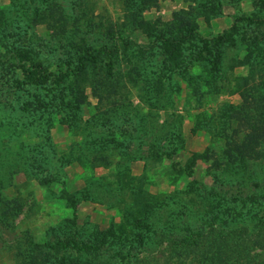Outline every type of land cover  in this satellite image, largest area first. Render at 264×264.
Returning a JSON list of instances; mask_svg holds the SVG:
<instances>
[{
    "label": "rangeland",
    "instance_id": "obj_1",
    "mask_svg": "<svg viewBox=\"0 0 264 264\" xmlns=\"http://www.w3.org/2000/svg\"><path fill=\"white\" fill-rule=\"evenodd\" d=\"M260 3L0 0V264H264V126L256 153L227 145L264 93ZM34 64L64 78L28 83Z\"/></svg>",
    "mask_w": 264,
    "mask_h": 264
},
{
    "label": "trees",
    "instance_id": "obj_2",
    "mask_svg": "<svg viewBox=\"0 0 264 264\" xmlns=\"http://www.w3.org/2000/svg\"><path fill=\"white\" fill-rule=\"evenodd\" d=\"M260 1H261V3H260L261 5L260 6L262 8H264V0H260ZM48 13L52 16L54 14V11L53 10H49ZM57 18L60 21H62L61 26L62 27L65 26L64 22H66V20L62 17V15L58 14ZM260 18H262V17L260 15L256 14V13H252V14L247 15V16L242 14V15H240L237 18L236 21L239 22V23H242V24L243 23L244 24H255V23H258V22L261 21ZM66 24H67V22H66ZM185 26L186 27H183V29H181L183 31V38L182 39L175 40L173 37H169L165 41H168V43H170V44L173 43V44L180 45L181 43L185 42L186 40H192L193 37H190L189 34H188L189 30H192V29L189 28L188 25H185ZM173 29H174V25L173 24H169L167 27L160 28L159 30L154 31L155 34H156V32L158 34V36L156 35L155 41L162 40L163 39V35H167V36L171 35L173 33ZM59 30H60V28H59ZM106 33L108 35H111L112 34L111 29L107 30ZM221 38H222V36L219 37V39H217L216 42L217 41H221L222 40ZM153 42H154V40H153ZM98 53H100V52L98 50L93 49L92 47H88V46L85 47V49H83V53H82L83 55L79 56L78 59H77L76 68L74 70H71L70 73L71 72L72 73L75 72V73H79V74L83 73L85 68H86V64L94 62L96 60V57H97ZM211 56H212V60L210 61V64H211L210 73L217 77L218 76L217 73L220 72V63H221L220 62L221 56H220L219 50H215L211 54ZM18 64L25 70V67H24L25 64L24 63H18ZM235 64L238 65V63H235ZM64 73H66L65 76L68 74L67 71H65ZM27 75H28V79H27L28 83H35L36 85H40V86H42L45 83H47L48 82V78H50L52 75L56 78V80H62L64 78V74L62 73V71H60L58 74H55L56 75L55 76L54 73H50L46 67L41 66L40 64H34L32 69H30V71H29V73ZM218 77L222 78L220 75ZM213 81H214L213 78L206 80V83H208V86H210L209 89L212 88L211 83ZM147 82H148V80H147ZM192 83H193V86H194L193 87V92H195V94H199V91H200V86L199 85L200 84H198L195 81H192ZM146 86H147V89H148V85H146ZM216 87L217 86H214V88H216ZM91 88L93 89V92L96 89L92 84H91ZM248 90L249 89H245V101L247 102V104L244 107L241 108L239 113L235 114L236 118H234V119L237 120L238 115H239V116H241V119L243 121H245V122L252 121L253 124L249 127L250 129H248V132L246 133V135L244 136L243 140L240 143L239 142L237 143V142H234V140H231L227 144L228 145V151H231V150L237 151V153H239L241 155H248L250 152L256 153V151H255L256 149H254V147L256 148L259 145V142L257 140L259 138H263V135H262V133H260V131L263 130L262 127L264 126V119L262 118L263 115H264V110H262L260 112H254L255 115L253 114L254 116L251 118L252 114L249 112V108L252 105H254L255 107H257V109H259V108L260 109H264V93H260V95L258 97H261V98L256 99L255 97L252 96V94H250L251 92H249ZM253 120H255V121H253ZM96 143L97 144H95V145L98 146V142H96ZM118 143H120V142H118ZM94 152H95L94 153L95 156H98V154H100L102 151L100 149H98L97 147H94ZM157 154L158 153H156L157 158H160L161 155H162V154H158V155ZM196 158H198L200 160H202V159L205 160V159L208 158V153L206 151H204L203 153L195 156V159ZM142 211L144 213H147L148 216L151 213L149 207H147V206H144ZM143 216H144V214H143ZM144 226H146V225H144ZM71 243H72V240H67L65 243H60L59 246L60 247H66V246L70 245ZM49 248H54V247L50 246ZM90 248L94 249V247H92L90 245L82 244V246L80 247V250H84V249L88 250ZM25 258L26 257L23 256L24 260H25ZM34 258L35 257L33 255H30V256L27 257L26 260H27V262H29V264H31V263L35 262V260H33ZM24 262H23V264H24Z\"/></svg>",
    "mask_w": 264,
    "mask_h": 264
}]
</instances>
